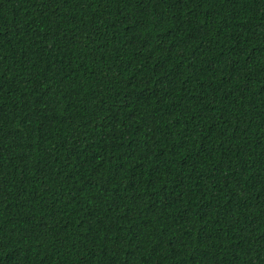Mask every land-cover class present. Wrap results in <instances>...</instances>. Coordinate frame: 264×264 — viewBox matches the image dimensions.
<instances>
[{
    "label": "trees",
    "instance_id": "16d2710c",
    "mask_svg": "<svg viewBox=\"0 0 264 264\" xmlns=\"http://www.w3.org/2000/svg\"><path fill=\"white\" fill-rule=\"evenodd\" d=\"M0 264H264V0H0Z\"/></svg>",
    "mask_w": 264,
    "mask_h": 264
}]
</instances>
